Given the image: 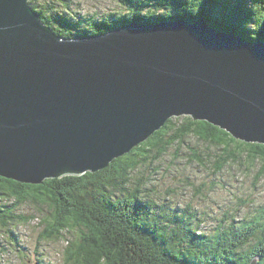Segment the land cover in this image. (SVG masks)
<instances>
[{
  "label": "water",
  "instance_id": "95a60500",
  "mask_svg": "<svg viewBox=\"0 0 264 264\" xmlns=\"http://www.w3.org/2000/svg\"><path fill=\"white\" fill-rule=\"evenodd\" d=\"M29 2L0 0V176L96 172L179 116L264 144L263 41L202 17L62 36Z\"/></svg>",
  "mask_w": 264,
  "mask_h": 264
},
{
  "label": "trees",
  "instance_id": "16d2710c",
  "mask_svg": "<svg viewBox=\"0 0 264 264\" xmlns=\"http://www.w3.org/2000/svg\"><path fill=\"white\" fill-rule=\"evenodd\" d=\"M116 1L118 8L106 13L105 20L75 16L69 8L48 11L40 0L29 3L62 36L103 32L135 20L192 24L202 17L224 32L264 42V0ZM188 136L205 147L213 172L232 169L264 182V144L238 140L205 120L171 117L147 140L96 172L49 178L39 184L0 176V230L15 219L22 220L15 210L29 201L47 206L45 225L51 239H60L63 231L70 233L64 253L73 264H248L254 256L264 264V199L255 204L234 195L238 207L251 204L250 213L240 220H219L209 233L196 220L198 211L191 210L190 203L171 207L155 201L151 195L157 189L146 185L151 177H137L140 163L158 158L165 153L164 146L180 144ZM153 150L154 155H147ZM199 151L193 148L192 158L203 163ZM13 196L17 198L13 204L1 203Z\"/></svg>",
  "mask_w": 264,
  "mask_h": 264
},
{
  "label": "rangeland",
  "instance_id": "374dc122",
  "mask_svg": "<svg viewBox=\"0 0 264 264\" xmlns=\"http://www.w3.org/2000/svg\"><path fill=\"white\" fill-rule=\"evenodd\" d=\"M40 1L48 11L69 8L75 16L80 14L79 16L89 20L91 16L105 20L106 13L118 8L116 0H63V2L55 0L51 4L50 0ZM95 33L97 32L78 34L73 32L77 37L93 36ZM193 148L200 149L199 154L203 163L192 158ZM163 150L165 153L158 158H148V161L140 163L136 171L137 177L140 178L142 175L151 177L146 185L151 188L154 185L157 189L151 195L155 201L167 203L171 207L182 206L185 202L190 203L191 210L198 211L196 216L199 218L196 220L198 222L201 220V227L209 233L214 231L219 220L232 217L239 219L250 213L249 210L253 208L251 204L238 207V199H232L234 195L245 202L252 200L255 204L264 199V182L261 178L256 179L251 174L244 175L242 172L235 173L232 169H229L231 172L228 170L213 172L205 147L197 145L192 136L186 137L180 144L166 145ZM155 151L147 152V155H154ZM127 189L125 188V191H128ZM13 197L1 199V203L11 205L14 199L17 200ZM15 211V215H22V220L15 219L13 224L0 230V264H39V262L73 264L66 259L64 253V248L68 244L67 239L71 238L70 233L63 231L58 240L48 236L50 232L46 229L49 227L45 225L47 206L25 201L19 203ZM78 234L77 228L76 236Z\"/></svg>",
  "mask_w": 264,
  "mask_h": 264
},
{
  "label": "bare ground",
  "instance_id": "6f19581e",
  "mask_svg": "<svg viewBox=\"0 0 264 264\" xmlns=\"http://www.w3.org/2000/svg\"><path fill=\"white\" fill-rule=\"evenodd\" d=\"M140 21V20H139ZM153 24H157V23H151L150 25H153ZM105 27V26H104ZM97 28V27H96ZM103 29V28H102ZM103 32L101 33H106L107 31L106 30H102ZM187 126V125H186ZM182 127V126H181ZM201 127V126H200ZM157 131V130H156ZM183 153V152H182ZM191 207V206H190ZM240 220V219H239ZM257 243V242H256ZM224 248V247H223Z\"/></svg>",
  "mask_w": 264,
  "mask_h": 264
},
{
  "label": "clouds",
  "instance_id": "9594fccd",
  "mask_svg": "<svg viewBox=\"0 0 264 264\" xmlns=\"http://www.w3.org/2000/svg\"><path fill=\"white\" fill-rule=\"evenodd\" d=\"M57 33V32H56ZM58 34V33H57Z\"/></svg>",
  "mask_w": 264,
  "mask_h": 264
}]
</instances>
